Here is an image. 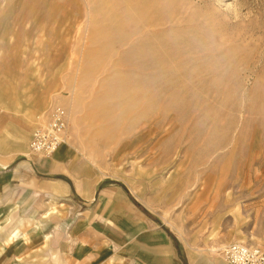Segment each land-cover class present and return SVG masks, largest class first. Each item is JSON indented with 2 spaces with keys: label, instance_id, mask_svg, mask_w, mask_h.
<instances>
[{
  "label": "rangeland",
  "instance_id": "rangeland-1",
  "mask_svg": "<svg viewBox=\"0 0 264 264\" xmlns=\"http://www.w3.org/2000/svg\"><path fill=\"white\" fill-rule=\"evenodd\" d=\"M142 74L156 78L150 110L94 106ZM0 102L21 117L20 147L65 110L61 146L121 187L177 257L141 264L264 250V0H0Z\"/></svg>",
  "mask_w": 264,
  "mask_h": 264
},
{
  "label": "crops",
  "instance_id": "crops-1",
  "mask_svg": "<svg viewBox=\"0 0 264 264\" xmlns=\"http://www.w3.org/2000/svg\"><path fill=\"white\" fill-rule=\"evenodd\" d=\"M20 121L0 102V264L177 258L168 237L152 229L128 194L70 146L39 157L14 142Z\"/></svg>",
  "mask_w": 264,
  "mask_h": 264
},
{
  "label": "built area",
  "instance_id": "built-area-1",
  "mask_svg": "<svg viewBox=\"0 0 264 264\" xmlns=\"http://www.w3.org/2000/svg\"><path fill=\"white\" fill-rule=\"evenodd\" d=\"M68 115L61 107H53L45 120L38 122L31 132L30 153L39 157L52 156L65 140ZM222 254L229 264H264V250L256 245L232 242Z\"/></svg>",
  "mask_w": 264,
  "mask_h": 264
},
{
  "label": "bare ground",
  "instance_id": "bare-ground-1",
  "mask_svg": "<svg viewBox=\"0 0 264 264\" xmlns=\"http://www.w3.org/2000/svg\"><path fill=\"white\" fill-rule=\"evenodd\" d=\"M159 5H149L145 8V13H143L144 20L150 21L151 18L154 17L156 11L158 10ZM144 52L147 55L148 51L144 48ZM143 52V53H144ZM138 66L135 68L137 69ZM140 68V67H139ZM142 72L141 69H139ZM156 78L151 75L142 74L139 78L131 80L130 84H126V82L121 81L118 86L114 88H109L104 96L100 100L95 103V107L99 110L100 107L98 102L101 100H107V98L117 99L116 104L119 106H128L132 102H137L139 106H141V112L148 111L152 107V104H157L158 101V93L155 89V83H152L151 80H155ZM147 90V91H146ZM146 92V93H145ZM102 109H108V106L102 104ZM127 109V108H126ZM69 125V124H68ZM68 131V127H67ZM67 133V132H66ZM66 138V136H65ZM65 141V140H64ZM29 146V143H28Z\"/></svg>",
  "mask_w": 264,
  "mask_h": 264
}]
</instances>
